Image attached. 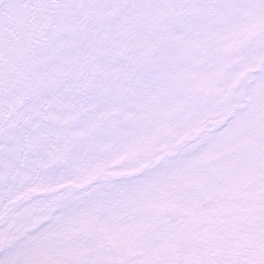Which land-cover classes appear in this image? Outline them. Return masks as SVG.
Here are the masks:
<instances>
[{
	"label": "snow or ice",
	"instance_id": "1",
	"mask_svg": "<svg viewBox=\"0 0 264 264\" xmlns=\"http://www.w3.org/2000/svg\"><path fill=\"white\" fill-rule=\"evenodd\" d=\"M0 264H264V0H0Z\"/></svg>",
	"mask_w": 264,
	"mask_h": 264
}]
</instances>
